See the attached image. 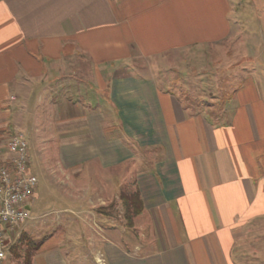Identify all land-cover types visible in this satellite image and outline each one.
Returning a JSON list of instances; mask_svg holds the SVG:
<instances>
[{
    "label": "crops",
    "instance_id": "crops-1",
    "mask_svg": "<svg viewBox=\"0 0 264 264\" xmlns=\"http://www.w3.org/2000/svg\"><path fill=\"white\" fill-rule=\"evenodd\" d=\"M231 13L230 0H0V135L53 144L59 211L88 223L104 264H264V58L239 55L253 67L237 75L225 54L211 103L186 99L203 64L166 77L169 54L198 62L234 41ZM134 193L124 226L99 212ZM66 249L46 239L31 264H86Z\"/></svg>",
    "mask_w": 264,
    "mask_h": 264
},
{
    "label": "rangeland",
    "instance_id": "rangeland-1",
    "mask_svg": "<svg viewBox=\"0 0 264 264\" xmlns=\"http://www.w3.org/2000/svg\"><path fill=\"white\" fill-rule=\"evenodd\" d=\"M230 3L232 10L230 16L232 31L236 32V35L233 37L234 41L223 46L215 47L214 51L210 50V52L203 53V57H200L198 62L197 60L191 62V59H189L186 63H180L179 61L183 59L184 55H168V65L166 66L168 68V70H166L168 75L166 76L168 77L167 79L175 78V71L173 69L179 70V68L182 69L183 66L188 65V71L191 72L193 69H196L198 64L204 65V67L200 68L206 69L207 76H215L214 79L211 78L210 80L209 77H205V73L204 75H198L200 76L199 80L201 83L199 86H195L196 82H189L188 87L186 86V91L188 92L186 99L188 101H194V103L202 102L203 104L211 103L213 101L211 98L212 95H214L215 98H221L227 85V79L223 74V72L226 73V71L221 72L222 59L225 58V54L229 53L231 55L229 63L233 66L227 70L228 74L238 72L237 75H239V72L243 69L242 67H245V71L251 70V67H253L249 63L245 64L248 66H241L238 61L242 60L243 62L244 59L239 57V55H246L245 58L247 57L248 59L251 57V59H255L253 57L256 55V59L264 58V0H230ZM244 43L249 47L244 46ZM191 57L192 56H190V58ZM133 63L146 66V63L152 64L153 61L150 63L148 60L136 59ZM235 64L236 66L234 68ZM260 64L264 66L263 63ZM225 65L228 66L229 64L226 63ZM169 67H171V69H169ZM124 69L126 70L127 68ZM127 70H131V67ZM192 80L194 81V79ZM181 81L184 83V78H182ZM161 85L163 84L161 83ZM19 129H25V127L19 126ZM7 134L8 137L9 132ZM7 137L0 135V149L4 148ZM28 144L30 158L29 169L31 174L36 178L37 184L33 192V201L29 205V219L15 231L10 237L11 239L9 242L14 241L20 232H25L27 236L35 242L43 238L49 239L50 243L60 246L66 254L69 251L66 248L73 247L75 250L73 251V256H75L76 260L86 264H91V261L92 264H98V261L102 258V255L96 252L98 249V236L94 234L92 238L90 236L83 237L81 234H86L89 230L87 226H85L88 225V223L84 222L81 224L66 221L67 219L65 216L68 215V213L59 211V208L68 203V196L64 195L66 194L64 192L66 187L63 182L54 178L56 175L52 174L53 172L51 169H54L58 164L57 159L54 158L53 144L50 142L36 143V141H31L30 139H28ZM42 153L46 154V156ZM87 166L88 164L86 167ZM94 173L95 174L84 175L81 182L85 180L83 186L86 189L83 188L81 190L79 193L80 196L84 197L86 194L88 195V188L92 189L95 185L98 187V181L101 178L100 175H105L106 171H101L98 168V173ZM94 208L95 206L91 207V209ZM101 211L114 217L112 222L113 225L124 226L125 222L123 218L125 216V211L124 207H121V203L119 205L116 204L115 207H105ZM91 212L94 213L93 210ZM89 224L94 227L92 221H90ZM9 261L10 259H8V262ZM10 263L20 264V261L14 259L12 261L11 259Z\"/></svg>",
    "mask_w": 264,
    "mask_h": 264
},
{
    "label": "built area",
    "instance_id": "built-area-1",
    "mask_svg": "<svg viewBox=\"0 0 264 264\" xmlns=\"http://www.w3.org/2000/svg\"><path fill=\"white\" fill-rule=\"evenodd\" d=\"M6 156L0 155V264L7 259V240L29 219V205L37 184L29 165L28 143L20 133L10 134ZM98 264H104L100 259Z\"/></svg>",
    "mask_w": 264,
    "mask_h": 264
},
{
    "label": "trees",
    "instance_id": "trees-1",
    "mask_svg": "<svg viewBox=\"0 0 264 264\" xmlns=\"http://www.w3.org/2000/svg\"><path fill=\"white\" fill-rule=\"evenodd\" d=\"M123 199V207L125 211V216L130 218L137 215L141 210V203L137 193L133 195L125 196ZM102 209L99 208L101 213ZM45 238L39 241H34L27 236L25 232H20L15 241L9 246V258L16 261H20V264H31L32 258L35 253L41 248L42 244L45 242Z\"/></svg>",
    "mask_w": 264,
    "mask_h": 264
}]
</instances>
